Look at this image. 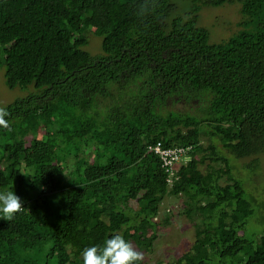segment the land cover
<instances>
[{"label":"trees","instance_id":"trees-1","mask_svg":"<svg viewBox=\"0 0 264 264\" xmlns=\"http://www.w3.org/2000/svg\"><path fill=\"white\" fill-rule=\"evenodd\" d=\"M234 1L241 29L209 43L198 10ZM174 9L171 0H0L4 83L35 89L3 106L0 191L24 208L10 221L0 213V264H83V249L113 233L147 250L158 203L178 195L188 217L201 215L193 241L153 264H264V231L239 234L252 208L216 148L251 157L248 169L264 152V0ZM90 33L95 56L84 49ZM155 144L191 145L170 183L147 149ZM206 157L223 168L202 173ZM221 174L231 182L219 184Z\"/></svg>","mask_w":264,"mask_h":264},{"label":"rangeland","instance_id":"rangeland-1","mask_svg":"<svg viewBox=\"0 0 264 264\" xmlns=\"http://www.w3.org/2000/svg\"><path fill=\"white\" fill-rule=\"evenodd\" d=\"M175 4L172 15L185 12L191 5V0H171ZM242 18L239 12V4L234 1L232 3H224L217 6H202L198 10L196 24L207 29L208 42L216 43L235 34L241 27L237 25ZM84 49L91 55L95 56L101 53L100 38L90 33ZM35 92L32 85L25 87L7 88L4 83L2 69H0V107L12 102L15 99L25 97L29 93ZM106 103L102 101L101 104ZM188 104H175L174 108L181 111L186 110ZM41 132L37 133L40 136ZM203 146H206L208 139L201 136ZM216 148L220 155L227 159L230 167L228 173L238 180L242 186L243 197L252 208V213L246 219L243 227L239 230L246 239L257 240L264 231V152L258 154V163L254 169L244 167L251 157L234 158L216 143ZM207 153V152H204ZM206 155V154H205ZM69 160L66 159L67 164ZM223 168V162L210 161L207 157L203 163L198 164V168L202 173L211 169ZM228 174H221L218 183H230ZM187 197L184 195L164 196L158 203V212L155 216L157 222L155 230V238L152 245L146 250H139L143 253L145 264H153L156 261L167 262L174 260L183 251L189 248L194 238V229L201 215L196 212L189 217L185 214L184 208L187 206ZM130 205L135 207V203L130 201ZM192 218L190 220L189 218ZM239 255L245 257L244 252Z\"/></svg>","mask_w":264,"mask_h":264},{"label":"clouds","instance_id":"clouds-1","mask_svg":"<svg viewBox=\"0 0 264 264\" xmlns=\"http://www.w3.org/2000/svg\"><path fill=\"white\" fill-rule=\"evenodd\" d=\"M8 116L9 112L0 107V127L10 130L9 121L6 119ZM23 208V203L15 192L0 191V213L4 220H12ZM81 255L83 264H138L144 259L143 253L119 233H113L103 245L84 248Z\"/></svg>","mask_w":264,"mask_h":264},{"label":"built area","instance_id":"built-area-1","mask_svg":"<svg viewBox=\"0 0 264 264\" xmlns=\"http://www.w3.org/2000/svg\"><path fill=\"white\" fill-rule=\"evenodd\" d=\"M147 149L156 154L160 160V167L167 174V183H170L171 178H176V168L186 162L189 157L191 145H178L173 147H161L159 144L148 145Z\"/></svg>","mask_w":264,"mask_h":264}]
</instances>
